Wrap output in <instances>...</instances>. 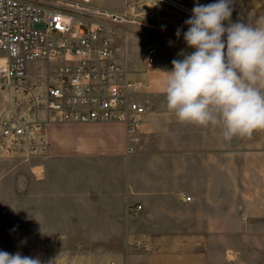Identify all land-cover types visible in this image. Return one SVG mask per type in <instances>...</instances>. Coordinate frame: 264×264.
<instances>
[{"label":"crops","instance_id":"1","mask_svg":"<svg viewBox=\"0 0 264 264\" xmlns=\"http://www.w3.org/2000/svg\"><path fill=\"white\" fill-rule=\"evenodd\" d=\"M180 1L189 11L157 0H92L128 20L107 23L109 37L138 85L130 97L147 111L133 153L120 123L47 129L48 153L30 161L23 221L12 225L26 256L41 264H264V129L226 141L220 126L180 122L167 107L166 72L194 51L185 21L197 2H217ZM232 9L231 22L264 26V0H232Z\"/></svg>","mask_w":264,"mask_h":264},{"label":"built area","instance_id":"2","mask_svg":"<svg viewBox=\"0 0 264 264\" xmlns=\"http://www.w3.org/2000/svg\"><path fill=\"white\" fill-rule=\"evenodd\" d=\"M157 1L189 11L180 0ZM126 22L92 0H0L4 156H44L50 147L47 129L64 123L123 124L127 153L135 151L147 107L130 97L138 85L116 62L109 37L113 29L107 26ZM155 52L151 44L149 64ZM141 210L138 205L129 213Z\"/></svg>","mask_w":264,"mask_h":264},{"label":"clouds","instance_id":"3","mask_svg":"<svg viewBox=\"0 0 264 264\" xmlns=\"http://www.w3.org/2000/svg\"><path fill=\"white\" fill-rule=\"evenodd\" d=\"M232 11V0L195 4L183 33L194 51L172 60L164 86L167 107L180 122L220 126L226 141L264 129V26L233 23ZM0 264L41 261L0 251Z\"/></svg>","mask_w":264,"mask_h":264},{"label":"rangeland","instance_id":"4","mask_svg":"<svg viewBox=\"0 0 264 264\" xmlns=\"http://www.w3.org/2000/svg\"><path fill=\"white\" fill-rule=\"evenodd\" d=\"M41 157H8L0 150V251L19 252L23 256L28 254L26 247L18 241L21 236L12 230V225L15 217L23 221L25 175L30 171V163Z\"/></svg>","mask_w":264,"mask_h":264}]
</instances>
